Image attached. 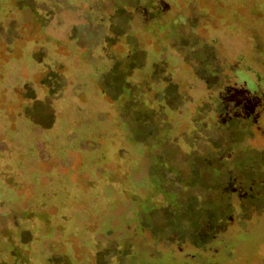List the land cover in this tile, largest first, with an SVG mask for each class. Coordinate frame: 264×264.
<instances>
[{"label":"rangeland","instance_id":"obj_1","mask_svg":"<svg viewBox=\"0 0 264 264\" xmlns=\"http://www.w3.org/2000/svg\"><path fill=\"white\" fill-rule=\"evenodd\" d=\"M150 14L160 19L148 22ZM179 15L188 18L180 30L187 52L172 45ZM202 49L264 91V0H0V240L30 230V264L257 260L264 133L247 135L236 157L245 202L207 197L211 150L222 139L213 90L193 70L203 62L189 61ZM195 149L196 170L177 172ZM164 181L170 190L181 181L191 198L174 202ZM192 182L203 195L190 192ZM206 224L218 236L198 242L219 251L191 243L181 251Z\"/></svg>","mask_w":264,"mask_h":264},{"label":"flooded vegetation","instance_id":"obj_2","mask_svg":"<svg viewBox=\"0 0 264 264\" xmlns=\"http://www.w3.org/2000/svg\"><path fill=\"white\" fill-rule=\"evenodd\" d=\"M164 6H166V4H164ZM158 10L162 11V6L157 7V11ZM146 11L147 14L150 13L149 9H146ZM115 17V14L110 15V21H113ZM144 19H147L148 22H154L160 19V15L153 16L150 14L147 17L145 16ZM130 20L131 18H128L127 21L130 22ZM187 22V17L179 15L175 17L174 22L172 23L171 29L174 30V33L178 38L176 43H172V45L176 47H173L176 51L179 49V45L181 46L182 44L183 46L181 47H183V49L186 45L185 40H187L188 37L180 30L184 29ZM184 50L185 52L188 51L186 48ZM202 51L204 53H191V59H189L190 55L188 56L186 54V58L189 59V61L196 60L198 58L201 62H203V64L195 62L193 64V70L197 78L204 81L213 90V105L210 108L211 117L215 119V129L217 130V135L221 137L220 139H222V144H215L211 150L210 163L213 168L212 180L214 184L209 187V189L206 188L207 193L205 195L208 197L209 194H212L209 197L213 200L214 198L216 199L218 195H222V198L229 203L233 202V200L244 203L246 198L250 195V190H248V184H246V176L242 175V172L241 174L240 172L237 173L235 170V166H240V161L236 160V157H238L240 152L243 151L242 148H246L247 135H262L264 133V128L260 124L261 119L264 117V91L260 90L259 85L254 80L251 81L245 78H239L240 76L245 77L246 72L242 71L240 73V71L233 66L231 68H225L224 65L220 66L215 59L212 60V56L210 60L208 59L209 57L204 49H202ZM134 52H132V54ZM226 69H229L230 73L226 72ZM250 81L254 85V88H251ZM250 130L254 131V133ZM198 156H200L198 150H192L191 157L193 159L187 162L189 164L183 161L180 163L178 169H176V167L174 168L177 172L179 170L181 174H186L187 171L191 173L192 170H196L193 169V165L196 163ZM235 160L237 163H235ZM244 172L246 173V171ZM164 182L162 192L165 196L172 194L173 201L176 203L178 202L179 204L186 199L189 200L190 194L187 193L185 187H181L183 185L181 184V181H179L180 185L176 190H170L171 183ZM167 186H169L168 189ZM198 188L200 189L197 190V186L193 182L191 185H188V189L191 190L190 192H194L195 190L197 194L199 193L200 195H203V192H201L202 185ZM200 204L202 205V203H198V207L202 208L200 207ZM203 206L208 212H211L210 208L205 205V203ZM222 213H224V216L227 217L225 211ZM230 219H235L233 214L230 215ZM207 226L208 224H206L205 228L194 229L191 234L192 238L187 236L190 239L185 241V243L184 241L180 242L181 244L179 245V249L182 251L184 250V245L186 243H191L202 253L207 251L208 253L215 255L219 251L217 248L214 249L213 247H207L198 242L199 237H201V239L204 238L205 242H210L211 240L217 238L218 235L213 233V231H215L212 229L213 227L210 228ZM227 227L228 224H225L221 225L219 229H226ZM26 232H30V230L22 229L21 227L20 229H17V236L20 238L19 240H0L1 263L3 262V264H5L9 257H13L19 260L21 264H30L33 260L32 254L36 250L32 245L33 240L25 238L24 235ZM99 254L102 256L103 250L99 251L95 255V258L98 259ZM209 264L224 263L221 260L218 262L217 259H215ZM244 264H264V253L261 254L257 260L251 261L250 259L245 258Z\"/></svg>","mask_w":264,"mask_h":264}]
</instances>
